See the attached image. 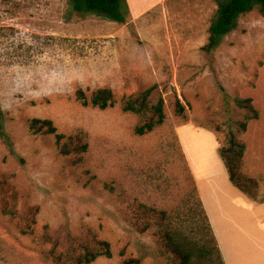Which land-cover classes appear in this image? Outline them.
Masks as SVG:
<instances>
[{
	"label": "rangeland",
	"instance_id": "1",
	"mask_svg": "<svg viewBox=\"0 0 264 264\" xmlns=\"http://www.w3.org/2000/svg\"><path fill=\"white\" fill-rule=\"evenodd\" d=\"M125 1L129 15L118 24L74 13L66 0H0V112L11 144L0 139V264H66L76 248L71 238L88 231L112 253L93 264H168L160 221L135 218L134 203L165 211L191 264H211L196 253L207 238L196 231L202 218L192 217L197 191L183 146L194 167L214 165L207 132L218 153L243 117L235 97L251 99L258 112L240 136V172L256 181L264 201V18L256 11L239 17L205 54L213 0ZM151 86L164 123L138 136L143 118L122 104ZM101 88L112 91V107L82 106L76 98L78 90L90 97ZM32 119L52 121L86 151L62 155L65 140L33 132ZM186 125L193 127L179 133ZM4 202L13 217L3 214Z\"/></svg>",
	"mask_w": 264,
	"mask_h": 264
},
{
	"label": "trees",
	"instance_id": "2",
	"mask_svg": "<svg viewBox=\"0 0 264 264\" xmlns=\"http://www.w3.org/2000/svg\"><path fill=\"white\" fill-rule=\"evenodd\" d=\"M70 10L77 14H95L101 16L108 21L124 24L127 21L129 12L125 0H66ZM216 9L210 20L208 27V38L206 44L201 48L203 53L212 54L222 43L224 37L232 32L236 26L239 17L256 11L258 15L264 18V0H213ZM155 86H151L140 91L136 96L126 98L122 104V110L136 114L143 118L141 124L137 125L134 133L138 136H143L152 132L155 128L164 123L163 103L158 99L154 104L150 102V96L154 91ZM77 100L82 106H91L99 110H105L113 106L114 96L110 89L101 88L92 92L90 97L85 95V92L78 90L76 93ZM234 107L240 110L243 114L241 120L236 121V132L230 130L226 143L219 149L218 154L222 160L229 177L231 184L239 191L245 194L248 198L254 201L257 199V183L254 179L246 177L240 172L241 159L244 155L245 146L240 139L241 134L246 130L249 121L258 118V112L252 107L251 99L235 97L233 99ZM228 105V102H226ZM177 115L183 114V106L177 101L175 105ZM231 112L229 113V115ZM29 127L35 133L53 135L56 142L60 144V152L64 156L71 154L77 155L86 151V144L79 142L76 138L57 133L56 128L50 120L32 119ZM0 139L10 147V141L4 131L2 114L0 112ZM114 191L113 188H109ZM195 190V189H194ZM196 193V191H195ZM118 199H121L120 193H116ZM197 209L193 210L192 217H201L202 223L197 228V234L204 233V238H207V245L203 242L199 249H196L198 258H207L211 264H224L219 252V248L212 229L210 227L207 215L203 209L201 200L196 194ZM131 212L135 218L143 216L145 221L150 219H158L159 238L164 255L168 257V264H191L192 253L186 242L176 238V233L169 228L166 223V212L158 211L149 208L140 203L131 205ZM3 214L13 217L12 211L6 202H4ZM154 219V220H155ZM149 226H143V230ZM142 231V230H141ZM23 234L26 232H22ZM85 238H71V241L76 246L73 252L78 251L79 254L74 257L73 252L69 253L65 261L66 264H91L99 257L111 258L112 253L110 245L106 241L96 238L91 231L85 234ZM202 240V239H201ZM209 244V245H208ZM55 261H59L56 259ZM217 261V262H216ZM120 264H140L139 259H127Z\"/></svg>",
	"mask_w": 264,
	"mask_h": 264
},
{
	"label": "crops",
	"instance_id": "3",
	"mask_svg": "<svg viewBox=\"0 0 264 264\" xmlns=\"http://www.w3.org/2000/svg\"><path fill=\"white\" fill-rule=\"evenodd\" d=\"M145 1L151 6L160 0ZM191 127L183 126L179 133ZM207 133L215 157L214 165L196 168L184 146L183 152L222 261L224 264H264V201L248 198L231 184L217 153L215 138ZM179 138L181 142L180 135Z\"/></svg>",
	"mask_w": 264,
	"mask_h": 264
}]
</instances>
